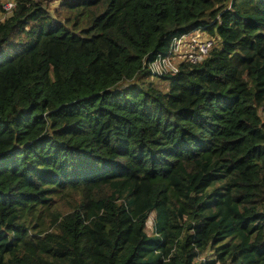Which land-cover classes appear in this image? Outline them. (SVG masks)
Here are the masks:
<instances>
[{
  "label": "trees",
  "instance_id": "16d2710c",
  "mask_svg": "<svg viewBox=\"0 0 264 264\" xmlns=\"http://www.w3.org/2000/svg\"><path fill=\"white\" fill-rule=\"evenodd\" d=\"M13 1L0 264H264V0Z\"/></svg>",
  "mask_w": 264,
  "mask_h": 264
},
{
  "label": "built area",
  "instance_id": "2783aa9c",
  "mask_svg": "<svg viewBox=\"0 0 264 264\" xmlns=\"http://www.w3.org/2000/svg\"><path fill=\"white\" fill-rule=\"evenodd\" d=\"M11 7H13L12 4L8 10ZM214 45L215 39L209 38L199 31L174 38L170 46L169 55L165 57L160 56L150 62L148 64V71L153 76L175 74L178 72L180 63L195 64L202 61ZM177 58L181 60L179 61Z\"/></svg>",
  "mask_w": 264,
  "mask_h": 264
},
{
  "label": "rangeland",
  "instance_id": "374dc122",
  "mask_svg": "<svg viewBox=\"0 0 264 264\" xmlns=\"http://www.w3.org/2000/svg\"><path fill=\"white\" fill-rule=\"evenodd\" d=\"M63 0H50L48 1L45 6L46 9L49 11L50 15L56 19V13H55V9L57 8V6L60 4V2H62ZM9 3H14L13 0H1L0 4H1V10H0V22L3 21L6 17H8L11 14L12 10H8V8L10 7L11 4ZM5 4V5H4ZM4 5V6H3ZM6 8V9H5ZM177 60H181L180 58H177ZM155 76L149 78L150 81H157L156 78H154ZM161 88L165 87V84L157 82ZM151 228H152V216L149 217L148 222H147V231L148 233L151 232Z\"/></svg>",
  "mask_w": 264,
  "mask_h": 264
}]
</instances>
